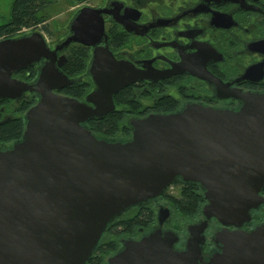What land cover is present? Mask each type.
I'll use <instances>...</instances> for the list:
<instances>
[{
    "label": "water",
    "instance_id": "obj_1",
    "mask_svg": "<svg viewBox=\"0 0 264 264\" xmlns=\"http://www.w3.org/2000/svg\"><path fill=\"white\" fill-rule=\"evenodd\" d=\"M105 12L79 5L69 33L51 46L37 29L0 38V96L38 94L23 112L21 136L0 145V264H84L115 215L178 178L199 185L201 217L181 236L162 226L168 212L159 207L147 231L118 238L106 264H264V220L241 227L264 205V90L235 91L236 106L187 102L131 117L126 138L97 136L83 122L111 110L115 91L162 75L97 45ZM70 41L92 46L87 71L94 87L82 99L59 91L72 82L57 55ZM34 62L33 81L12 76ZM211 217L221 224L212 233L218 245L205 254Z\"/></svg>",
    "mask_w": 264,
    "mask_h": 264
},
{
    "label": "flooded vegetation",
    "instance_id": "obj_2",
    "mask_svg": "<svg viewBox=\"0 0 264 264\" xmlns=\"http://www.w3.org/2000/svg\"><path fill=\"white\" fill-rule=\"evenodd\" d=\"M100 7L107 12L102 14L104 33L97 45L105 44L117 59L137 67L151 66L162 75L123 85L112 94V109L98 117L111 114L128 121L150 112L173 111L187 102L231 107L239 102L235 91L264 90V0H102ZM69 18L63 34L46 41L50 46L69 33ZM71 42L75 41L57 50V55H64L60 66ZM84 46L90 56L92 46ZM32 71L28 65L13 71L12 76L29 83L35 78ZM84 77L90 81V90L94 87L90 74ZM37 96L30 90L12 97L0 96V124L16 118L18 108L30 106ZM9 142L3 139L0 145ZM171 183L179 184L178 179ZM260 192L264 195L263 187ZM148 204L155 213L159 207L166 209L167 224L178 218L160 194ZM254 223H242L241 227L248 229ZM220 226L213 217L208 220L202 242L205 254L216 249L212 233ZM141 232L144 228L137 226L136 232L125 235L138 236ZM176 245H182V238ZM120 246L95 245L85 262L106 264L107 256Z\"/></svg>",
    "mask_w": 264,
    "mask_h": 264
},
{
    "label": "trees",
    "instance_id": "obj_3",
    "mask_svg": "<svg viewBox=\"0 0 264 264\" xmlns=\"http://www.w3.org/2000/svg\"><path fill=\"white\" fill-rule=\"evenodd\" d=\"M53 1L55 0H10L7 16L0 18V38L13 36L26 30H33L38 28L37 26H41V28L48 32L49 30L45 23L47 18L45 7ZM82 1L84 0H75L77 3ZM65 55L66 60L59 66V69L69 76L72 82L64 87L61 92L80 99L90 87V81L84 77L86 75L88 76L86 72L89 60L88 47L81 43L71 42L66 49ZM29 66L34 71L32 73L36 75L38 70L36 62ZM28 105L23 104L18 108L16 118L0 124V140L6 139L7 141H12L21 136L24 127L23 112ZM83 124L97 136H102L107 139H122L130 135L128 121H122L113 117L111 114L89 118ZM118 131H122V133L117 134ZM178 182V194L172 195L167 193L165 188L159 194L168 202L174 214L178 216V218L175 217V222L168 224V227H171L179 233H183L185 224L196 219L200 214V207L204 198L197 183L182 181L179 178ZM149 202L132 205L122 213L115 215L106 224L105 230L101 235L102 237L100 236L95 245H108L110 247L117 244L120 245L116 236L110 234L111 230H115L118 226L121 227L124 234L136 232L137 226H141L144 228V231H147L154 224L153 221H155V212L148 204ZM251 219L252 222L264 220V205H260L251 211ZM112 221L113 224H111ZM105 231H108V233ZM92 264H95V262H92Z\"/></svg>",
    "mask_w": 264,
    "mask_h": 264
},
{
    "label": "rangeland",
    "instance_id": "obj_4",
    "mask_svg": "<svg viewBox=\"0 0 264 264\" xmlns=\"http://www.w3.org/2000/svg\"><path fill=\"white\" fill-rule=\"evenodd\" d=\"M69 0H55L52 3H50L48 6L45 7V12L47 14L46 18V25L48 28V32L41 28V26H37L46 41H54L58 38L61 34H63V27L66 24L67 19L69 18V15L71 14V11L75 10L79 5L83 4V2L89 4V5H96L100 6L102 4V0H84L82 2H74L73 5H70ZM10 0H0V18L6 17L8 8H9ZM76 4V5H75ZM1 20V19H0ZM178 183H170L165 188V191L167 193H170L172 195L178 194ZM167 221V220H166ZM163 223V227H168L169 225L167 222ZM155 224V221H154ZM153 225V224H152ZM112 235L114 236H120L125 235L123 231L121 230V227L118 226L116 229L111 230ZM181 236L184 235V232L180 234ZM126 236V235H125ZM130 236V235H127Z\"/></svg>",
    "mask_w": 264,
    "mask_h": 264
},
{
    "label": "crops",
    "instance_id": "obj_5",
    "mask_svg": "<svg viewBox=\"0 0 264 264\" xmlns=\"http://www.w3.org/2000/svg\"><path fill=\"white\" fill-rule=\"evenodd\" d=\"M68 2H69L70 5H73L74 2H75V0H69ZM76 3H77V2H76ZM75 5H76V4H75Z\"/></svg>",
    "mask_w": 264,
    "mask_h": 264
}]
</instances>
